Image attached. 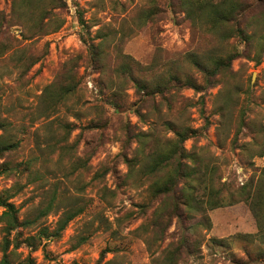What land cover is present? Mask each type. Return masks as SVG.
Returning <instances> with one entry per match:
<instances>
[{
    "label": "rangeland",
    "instance_id": "obj_1",
    "mask_svg": "<svg viewBox=\"0 0 264 264\" xmlns=\"http://www.w3.org/2000/svg\"><path fill=\"white\" fill-rule=\"evenodd\" d=\"M240 1L247 9L229 27L208 30L183 0H0V118L20 141L0 171L39 158L0 175V191L15 194L29 221L11 235L10 264H264V237L241 199L264 169V0ZM100 43L97 58L91 45ZM228 53L227 84L205 86L189 58ZM124 55L137 83L120 70ZM150 64L157 72L146 73ZM174 73L202 88L173 81L168 92L146 91V80ZM64 85L74 91L51 110L48 94ZM177 131L237 202L206 215L178 210L181 184L155 198L152 182L164 174L140 170L144 151L147 164ZM80 206L58 235L63 212ZM4 237L0 223V261Z\"/></svg>",
    "mask_w": 264,
    "mask_h": 264
},
{
    "label": "trees",
    "instance_id": "obj_2",
    "mask_svg": "<svg viewBox=\"0 0 264 264\" xmlns=\"http://www.w3.org/2000/svg\"><path fill=\"white\" fill-rule=\"evenodd\" d=\"M27 3L29 0H22ZM183 5L186 8L187 14L196 13L200 22H203L205 29L217 30L220 28L229 27L231 21L234 20L238 11L243 10L247 5H243L240 0H183ZM45 9V8H44ZM44 23H42L43 25ZM206 24V25H205ZM242 30V29H238ZM227 35L232 37L234 35ZM244 34V31H241ZM263 47H259V54L262 56L264 53V39L261 41ZM260 44V46H261ZM101 43L98 45H91L92 54L99 58L102 54L98 50ZM126 60L121 64L120 70L124 74H130L133 80L137 83L138 79L132 75L131 64L127 59H130L128 55H124ZM235 53H228L227 55L215 54L208 56L206 60L201 59L198 55L193 54L189 59L197 70L203 74L204 81L207 82L205 86H214L216 84H227V78H230L232 72V62L235 59ZM261 58L257 59V63H260ZM139 65V64H138ZM140 66V65H139ZM157 65H146V73L157 72ZM144 68V67H143ZM142 70V67H139ZM177 83L185 82L189 87L199 90L200 86L197 79L193 75H186L184 78H180L176 73L167 74L165 79L163 75H158L154 80H146V91H150L152 94L157 92H168L170 90L171 82ZM53 85H50L52 88ZM49 89V87H47ZM74 91V88L70 85L59 86L48 94L46 102L48 108L56 109L57 105L65 101L68 95ZM47 94V92H46ZM11 122H8L0 118V130H3V134L0 135V159L5 157L9 152L18 150L20 148V141L16 140L12 134H9ZM177 138L171 140L168 143L158 144L156 146L155 153L152 155V159L146 164V152L144 151V162L141 167V171L146 175H154L163 172L164 176H158L154 178L152 182V189L155 198H161L167 194L172 193L175 188L181 184L180 195L175 196L177 200L179 197V204H176L177 209L180 210L183 206V210L187 211H199L201 214L206 215V212L223 206L224 204H233L240 198V194H231L230 197L224 196L223 191L216 186L220 180V174L217 175L216 166L211 163L203 162L201 157H198L193 152H187L184 142L189 138V133L184 131L176 132ZM140 142L146 145V138L140 139ZM56 144L51 145L52 151ZM264 152H262L263 154ZM29 158L21 161L20 165H25L26 169H30L34 161L38 160V156L32 155ZM135 160V159H132ZM13 169L8 162L3 163L2 171L10 172V170H23L18 166ZM84 166V164H82ZM17 172V171H16ZM259 181L256 185L255 191L244 194L242 198L250 200V208L254 212L257 220L259 233L264 237V169L259 176ZM10 190L0 191V207L3 209L0 213V223L2 224L3 231L5 233V245L3 247V258L0 264H10L9 262V250L15 238H11L13 233L17 236L20 235L17 232L18 228L22 224H27L28 219L20 221L19 208L15 203L11 202V198L15 196L14 193H8ZM200 191V193H198ZM51 203V202H50ZM181 206V207H180ZM53 209V202L41 210L38 215H48ZM84 207L70 208L63 212L62 216L57 222L58 235L68 226L69 222L73 220L77 215L84 212ZM177 215H183L177 213ZM44 235L37 238L39 241ZM20 242L17 240L14 245V250L18 248ZM13 249L11 250V252ZM104 264H113V260Z\"/></svg>",
    "mask_w": 264,
    "mask_h": 264
}]
</instances>
